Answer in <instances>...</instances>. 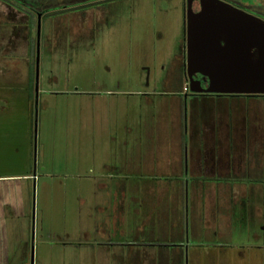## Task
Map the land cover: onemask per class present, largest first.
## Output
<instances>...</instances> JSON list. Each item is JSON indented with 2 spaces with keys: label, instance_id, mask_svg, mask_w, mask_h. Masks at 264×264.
<instances>
[{
  "label": "rangeland",
  "instance_id": "rangeland-1",
  "mask_svg": "<svg viewBox=\"0 0 264 264\" xmlns=\"http://www.w3.org/2000/svg\"><path fill=\"white\" fill-rule=\"evenodd\" d=\"M224 1L264 19V0ZM92 3L42 16L37 38V12ZM183 44L184 0H0V264H100L86 149L130 125L139 90L189 93ZM253 156L234 225L196 232L189 216L182 258L163 248L156 264H264V153Z\"/></svg>",
  "mask_w": 264,
  "mask_h": 264
},
{
  "label": "crops",
  "instance_id": "crops-1",
  "mask_svg": "<svg viewBox=\"0 0 264 264\" xmlns=\"http://www.w3.org/2000/svg\"><path fill=\"white\" fill-rule=\"evenodd\" d=\"M178 64L183 67V52ZM134 97L139 109L121 135L86 149L101 238L86 242L100 264H120L126 256L128 264H156L167 254L163 248L182 258L189 216L196 232L233 226L237 185L254 181L249 160L264 153V95L150 88ZM217 243L207 247H223Z\"/></svg>",
  "mask_w": 264,
  "mask_h": 264
},
{
  "label": "water",
  "instance_id": "water-1",
  "mask_svg": "<svg viewBox=\"0 0 264 264\" xmlns=\"http://www.w3.org/2000/svg\"><path fill=\"white\" fill-rule=\"evenodd\" d=\"M193 1L184 0L183 72L189 93L264 95V19L224 0H198L194 11ZM36 15L38 38L42 14Z\"/></svg>",
  "mask_w": 264,
  "mask_h": 264
},
{
  "label": "flooded vegetation",
  "instance_id": "flooded-vegetation-1",
  "mask_svg": "<svg viewBox=\"0 0 264 264\" xmlns=\"http://www.w3.org/2000/svg\"><path fill=\"white\" fill-rule=\"evenodd\" d=\"M194 6H195V8H194ZM199 1L198 0H194L193 1V3H192V9L194 10V11H198L199 10ZM58 34V33H57ZM66 35L63 37V38H65V39H67V40H69V41H71V42H74V43H76V41H78V40H89L90 39V41L92 40H96V36H95V34L94 35H92L91 36V34L90 33H88V32H69V33H65ZM85 34L86 35H89V36H85ZM55 35V34H54ZM57 37L58 36H56V38L55 39H57ZM59 39V38H58ZM183 49H182V52H183V56H184V44H183ZM52 67V66H51ZM57 67V66H56ZM62 67H66V66H62ZM67 67H70V65H67ZM73 67H85V66H79V65H76V66H73ZM195 79H198V80H200L202 83H203V85H205L206 84V81H205V79H204V77H202V76H200V75H196L195 76ZM198 95V94H197ZM199 95H217V94H199ZM245 96H252V97H255V96H257V95H245Z\"/></svg>",
  "mask_w": 264,
  "mask_h": 264
},
{
  "label": "trees",
  "instance_id": "trees-1",
  "mask_svg": "<svg viewBox=\"0 0 264 264\" xmlns=\"http://www.w3.org/2000/svg\"><path fill=\"white\" fill-rule=\"evenodd\" d=\"M1 1H6V2H8L9 0H1ZM13 1H18V3H21V4H24V0H13ZM103 2V1H102ZM67 3V2H66ZM94 3H92V4H86V5H81V6H79V5H77V6H75V7H71L70 6V4H67V5H64L63 6V8H59V10L58 9H56V8H49L48 10L46 9V10H44V11H42V12H37V13H41L42 14V16H52V15H57V14H60V13H64L67 9L66 8H70V10H73V9H78V8H82V7H88V6H90V5H93ZM26 5H28V4H26ZM29 7H31V5L29 4ZM52 10H54L53 12H52ZM52 12V13H50V14H48V15H46L48 12ZM36 13V14H37Z\"/></svg>",
  "mask_w": 264,
  "mask_h": 264
}]
</instances>
